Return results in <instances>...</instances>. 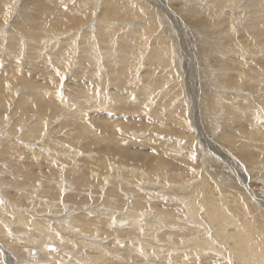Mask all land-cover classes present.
<instances>
[{"label":"rangeland","instance_id":"rangeland-1","mask_svg":"<svg viewBox=\"0 0 264 264\" xmlns=\"http://www.w3.org/2000/svg\"><path fill=\"white\" fill-rule=\"evenodd\" d=\"M80 1L85 5L84 12L83 14H81L82 17H80V14L77 13L78 11L74 10V15L77 17L73 19L75 21L72 20V24L68 28L69 30L74 28H78V29L82 28L87 30L91 25L95 26V20H96L95 15L97 11H99L100 8L99 6L101 5L102 0H99V2L96 0H80ZM135 1L137 2L139 9L141 10L139 11V13L140 12L142 13L139 14L138 18L141 19L140 21L143 22V24H145L146 27H142L141 33L137 35V33L133 31L136 27L135 25L136 22L132 24V21L134 19H129V18L127 19L126 17L122 18L121 20L127 19L130 21L128 26H126L127 28H125L123 26L124 22H122V24H118V21L114 22L109 18L110 19L109 22H111L110 25L111 28L117 27V25L118 27L115 29L116 31H113V35H114L113 37L115 38L110 39V43H109L110 45L108 44L106 48H102L103 44L98 41L99 38L94 37L93 35L86 36L84 37V39L83 38L81 39L80 32L76 33L73 39H70L69 42L64 41L61 43L59 39L57 40L56 38H52V37L55 35V33L57 35L59 33L60 34L64 33V29L60 28V26L54 27L55 28L54 29L51 26L49 30H45V28H48L47 25L48 21L46 20V18L41 19L46 25L43 24V28H40V31L37 32L35 36L36 38H33V41L31 42H28L26 38L24 40V37L26 35L24 32V28L22 26H25L24 24L27 23L26 22L23 23L24 21L23 20L21 24L18 26V23L20 21L19 18H16L14 20L15 22L13 21V18H15V13L17 10V5L18 3H21V0L19 1L17 0L15 4L8 6V8L9 7L11 8L6 9L5 12L6 16L5 18H3L4 19L3 21L5 22L0 20V23L2 21L3 23L1 24H3L5 28L3 29V27H0L2 29V30L0 29V73H1L0 90H3L6 87L5 86L6 84L2 82L3 77L8 78L7 76H9V79L12 80L10 83H8L9 85H11L10 94L12 95L5 100V103L2 107L0 105V117H1L0 131H4V132L6 131L5 133L0 132L1 133L0 144L4 143V141L6 142V140L8 139L9 142H7L6 144H11L12 146L11 147L10 145H8L4 149L3 147H0V150L3 149L2 150L3 153L1 152L0 154V201H3V203L0 202V205L4 207L3 209L5 212V210L10 209L9 201H11V203L12 202L15 203V205H13L12 207L13 209H10L12 213L0 214V221H1L0 224L3 228H5V230L3 229L0 230V236H1L0 264H23V262H20L14 254V252L18 250L19 253L26 255L30 259L33 258L32 256L35 257L36 256L35 254H37V257H39L42 251L35 250L37 249L36 245L34 246L35 248L32 250L34 252H31V250L29 251V249L31 248L30 247L31 238L33 239V237H31L30 239H26V236L29 237L30 235L29 233L31 234L35 233L32 230L34 227L33 221L37 220V218L40 219V217L41 218L44 217L46 219L49 218L51 220L50 223H52V221H54L55 219L56 210L58 209L59 206L60 207L63 206L62 210L63 211L66 210V211L64 213V216H62L63 211L60 212L61 217L58 221V225H60L61 223L66 225V221H67L66 219L70 218V216H76V215L79 216L80 214H84V212H87V210L90 209L88 204L90 203L98 204L99 202L97 201V199L99 198L104 199V197L106 196L105 192H107V190L112 188L111 186L113 185V183L116 184L115 188L117 187L124 188V189L119 188L121 190L120 193L121 196L122 195L125 196L124 199L122 197L124 204L132 205V200H134V196H133L134 194L132 189L136 191L137 190L141 191V189H144L145 192V190L152 189L147 186V184L148 183L150 184L151 181L158 182L160 181L159 179H168V180L171 179V183H173L171 185L173 186L176 185L175 187L178 188L180 191H182L179 188V183L181 182L183 183L184 181L183 179H185L183 184L187 188H189L191 186H195V183L197 184L200 181H203V178L207 183H209V184L206 183V188H208V185H210L209 191L219 194L218 197L220 198H218V200L221 201L220 205L222 206L223 210L220 211L219 209L216 208L215 209L210 208L209 220L206 213L203 214L202 212L198 214V216H202V217L199 218L197 221L196 220L193 221V219H191L192 216L190 214L192 213H189L188 211L189 214L186 213L182 219H178V220L174 219L175 220V221L173 220L174 224L172 220H170L172 224H170V222L167 221H166L167 223L159 222L161 224L159 226L162 227H157V228L156 226L148 227L147 229H144V233L142 229L143 225H141L139 230H141L142 232L139 231L140 235L144 234L148 237V238L147 237L142 238L140 236L142 238L141 242H145V247L151 245L152 247L150 246L149 248V250L152 249L151 251H153V249H162V250L164 249L170 251L172 250L170 247V245H172V241L169 242L168 244L167 240L163 239V237L161 236L163 232H165L164 234H169L171 232H175V231L177 232L178 230L181 229L183 230L182 231L183 233L180 231L177 233L180 235L183 234L187 235L184 236V238L189 239L187 240V243L192 242L197 244L199 243L197 240H190V237L194 235L193 233H192L193 235H191V232L192 231L196 232L197 230L204 229L205 233L208 231V233H206V235H208V238L206 240L207 243L209 242V244L211 243L212 244L215 243L218 245L220 244L219 245L220 247L217 249L219 251L223 250L222 251L223 256H221V254L218 257L216 256L218 259H216L215 256L214 257L205 256L206 259L203 261V263L227 264V261H225V259H222V257L224 258V257L232 256L233 254L232 249H234L233 247L234 242L232 243L231 240L230 241L227 240L223 242V240H221L220 243L219 237L221 235L219 232L216 231V229L218 228L219 230H221V232L224 235H226L227 233L229 234L232 231L245 230V234H247L246 241H248V243L254 249L259 260L260 259H261L260 261L264 260V181L262 178V176L264 175L262 173L259 174V170H260L259 168H253V170L256 171L255 172L253 171L254 173L251 172L252 175L259 178L255 179L253 177L254 178L253 179L252 177H250L249 174L247 173L248 170H246L248 168L247 159L242 160L241 166L239 167L237 166V164L235 163L236 161L234 162L231 158L232 155H233V159H234V155H237L236 151L232 150V147L235 145H239L243 147L242 143H243L244 134L241 135L243 137L231 136L232 137L231 138L229 135H226L225 132L226 123H230V125L233 127V130L235 132L237 128H241V129L246 128L244 131L247 132L246 134L248 135H251L255 131L256 132L259 131L261 133L264 130V113H263L264 100H262L257 96V94L258 95L264 94V87H263L264 82L262 83V80L259 79L261 81L262 89L260 91H257L256 88H252L250 84L245 83L248 82V80L243 83L238 82L237 80H241V78L237 76L235 77V82L243 84L242 89L239 91L238 88L236 90L237 91L236 93H231V92L229 93L228 91H225V89H223L221 85L223 84L224 88L227 85L225 83H221L223 79L220 78L221 76H219L218 73L219 68L216 65L214 66L215 63L214 61L210 63V60L207 56L208 53L206 51V49L210 45V43L208 42L212 41L213 42V43L211 42L212 45L213 44L216 45L215 43H217L216 46L219 47L221 45H225L227 40L228 41L233 40L234 39L232 37L233 35L235 39L239 38L242 40V43H244L245 39L243 40V38H241L242 36L241 29L243 28V25L249 20V18L247 17L246 14L244 18L240 20L239 15L240 16L242 15V13L245 11V8L243 9L242 6L240 7V4L233 2L232 11L234 10L233 11L234 14L226 15V9H225V11L223 12L224 15H222L223 13H221L217 17V19L216 17L208 16L212 18L211 20L205 16V18L207 19H204L205 20L204 24L206 23L204 27L206 29H204L203 27L198 28L190 24L189 23L190 18H185L181 13L183 9H188L192 5L193 2L190 0H186L188 2H184V3L183 0H135ZM198 2L205 3V1L203 0H198ZM249 2H252V0H250ZM168 5L171 9L168 8ZM29 8L31 10H35L34 5L29 4ZM234 15H236L237 17ZM150 17H152L151 20L148 19ZM200 17L203 18L204 14H201ZM225 18L226 19L228 18L230 20H226ZM219 20H221L222 22L225 20V22H223L225 24H223L222 22L221 23L215 22ZM10 23L12 24L15 23L16 25L12 30V33L11 31L9 32L6 31L9 28ZM213 23H214L213 25L214 27L210 26ZM218 23L220 29L222 30L219 29ZM211 27L215 29L213 30ZM209 28H211L213 32L215 31L216 32L215 33L212 32L213 34L211 32L209 33L210 30ZM224 28L225 30H227L226 32H229V35H231V33L233 35L227 37L225 30H223ZM119 29L121 32L130 35L131 38V40L129 41L131 45L130 43H129L130 46L127 45L128 47L127 55L122 53V51L118 49L119 47L118 41L120 42L121 39L116 36L120 32ZM220 32H225V33L223 35V33ZM218 33L220 36L218 35ZM66 34L67 35L63 37L60 36L59 38H71L73 33L68 32ZM132 34H135L136 36L133 38ZM208 35L209 38L207 37ZM12 36L18 40L16 43V50L13 53L9 52L10 38ZM136 37H137V41L135 42L134 39H136ZM211 39H214L215 41ZM86 40H88L91 43V44L89 43L87 44L89 46L90 45L92 46L91 52L93 55V59L91 61H89L86 58H82L79 51L80 44H82ZM252 40H256V38L251 33H247L246 41L251 42ZM61 46L63 47L65 56L61 57L62 60H60L59 63L54 62L53 65H50L49 66L50 68L47 70L49 72L51 80L53 81L52 87L55 86L54 90L57 91L53 95L54 97H57V99L49 105H53L54 103H57V108H58V107H66L69 106L70 104H73L72 106L73 108H75L77 106L76 103L79 101L71 100L70 96L64 93L69 88H76L77 85L74 84V82H76L79 78H80V81L78 82L79 84L84 83L86 86L91 88H96V82L101 84L103 79L104 81L107 80V85L104 87L105 89L103 90L105 96L107 97H108L107 92L121 91L118 84L115 83L113 79L118 75V71L120 70L118 67L122 62V57H125L127 59V89L129 90L127 92L130 93L136 92V94L128 93L127 99L124 96H121V98L119 97L120 99L118 100V102L117 100L109 102L108 104L110 106H113L110 109V111L109 110L97 111L96 109H89L84 115L83 114L81 115V118L86 121H92L99 117L115 119L116 124H118L119 128H121L123 124L127 125V122L128 124L131 123L130 124L131 128L128 131L126 130V132H122L124 130H120L118 133L119 135L113 134L112 132L110 133L108 132L109 134L106 132L105 133L99 132L98 135L100 134L101 136L97 135L93 137L92 135L88 134L89 138L82 139L81 142L79 143L67 142L70 145L71 151H74V152L70 151L69 154L66 153L67 152L66 148L68 147L67 145L64 144L63 148L62 145H60V148H58L59 146L58 141L61 138L59 132H55L54 130L58 129L59 127L52 129V126L51 124L49 125V122L54 121V126H57L62 121L68 120L70 118H67V116H63V115L58 116L59 114H61L60 111L53 112L51 109H49V111L45 113V110L44 112H41L39 109L36 108L31 109L28 108L27 106L18 105L17 100L22 96V92L24 91V87H25L24 85L25 82L23 80L24 83H22L20 79L17 78V76H14L15 74L16 75L25 74V76L29 77L30 80L33 82H37L41 80L42 77L37 73L38 69L36 67V63L39 62L40 60H44L45 58L48 61L57 58L56 55ZM234 46L236 48H239V42L235 41ZM2 47L4 48V50H2ZM103 49H105L106 51L108 50L109 52L108 51L106 52ZM158 49H160L161 51ZM233 74L235 75L236 73ZM122 76L124 75L122 74ZM14 77H16L17 80H15ZM101 77L103 78L101 79ZM98 79L101 81H97ZM216 83H218V85H215ZM236 84L237 83H235V85ZM3 85L5 87H3ZM142 87L145 90L142 91L144 93L142 92L138 93L139 89H143ZM222 89L224 90V93L222 92ZM215 92H216V96L215 94H213ZM129 95L134 96L137 99L136 102L137 104L141 105L145 103V105L147 106L149 105L147 102H150V99L152 97L153 98L156 97V100L154 101L158 109H160L162 113L165 115L168 114L173 115V117H171V119L168 120V124L170 126L168 127V129L171 128L170 129L171 131L167 133L161 130H155L153 131L155 137L151 136V131L148 130L145 124L150 125V122H154L155 121L154 118H157L158 116L157 115L155 116L146 110L141 111L139 109L140 110L139 111L137 110L138 106L135 107L134 110H132V112L131 109L129 110L127 109V115L123 116V114L125 113V107L126 105L128 106L129 104L128 103ZM218 95H225L227 98L230 97L232 98H230V100H226L229 101L227 103L226 102L221 103L218 101L220 99ZM240 95L244 96L245 99L244 98L241 99V97H238ZM235 96H237L238 98L235 99ZM177 97H179L178 98L179 101L176 100ZM251 104L254 106V109H256V111H251L249 109ZM25 114L31 115L35 120L40 121L41 126H42V120L43 119L46 120V123L39 129L40 132L30 130L28 124L26 123L27 119L26 120L23 119V121L21 122L18 121L17 117L25 116ZM253 114L254 116L252 117ZM9 116L10 117L12 116L11 117L12 119ZM134 116L137 117L133 118ZM257 116H259L260 118L257 119ZM182 117L184 120H182ZM235 118H240L245 121H248L249 119L254 122L256 121L255 127H259V130H256L257 128L250 129V127L247 124H242V126L240 127L239 121H237ZM10 128L11 129L13 128L12 129L13 132L10 130ZM27 128L29 129V131H27ZM50 129H52V132H50ZM11 132L12 134H10ZM15 132H19V133H15ZM23 132H26L25 136ZM69 134H71L70 131ZM262 134L264 135V131ZM37 135L38 137L40 136L41 137L38 138L36 137ZM53 135L55 136L56 139L54 138ZM104 135L107 138L102 137ZM166 135L177 137L182 144L187 146L184 153L189 152L190 154H192V156L189 155V157L186 158V155L179 154L178 151L175 152L174 155L169 154L170 155L169 159L170 160L172 159V162L174 161L173 163L178 165L177 171L169 175L167 171L164 172L165 170L164 169L163 171H161V173L159 172L155 174L154 172L149 171L151 169L150 166H141L138 167L139 170L137 171V177L135 180H133L134 178H131L133 176H131L128 172L122 169L123 166H128L129 164L127 160L118 158L119 153L120 156H122L123 155L122 153L123 152L127 153V150H129V148H132L134 151L136 150L137 152L136 155L142 154L146 150L149 151L148 153H151L156 149L154 145V140L157 139V137L163 138ZM145 136H147L148 140ZM95 137H98L99 139ZM54 139L56 140V142H53L54 144L51 143L52 146L51 145L49 146L48 145L50 144L49 142L54 141ZM110 139H114L113 141L114 143L110 142ZM263 139L264 137L262 136L258 137L255 139L254 143L255 144L257 143L260 148H263L261 152H263L264 155ZM259 147H255L257 152H259L258 151ZM51 149H55V150L51 151ZM16 150H18L20 154L16 155L15 153ZM140 150L143 152L141 153ZM13 151L14 154L12 153ZM42 151H44L45 155L36 154V152L42 153ZM128 152L130 153V151ZM238 152H240L239 149ZM256 154H257L256 162L259 163H255L254 166L262 167L264 169V156H260L258 153ZM114 156H116V158H114ZM180 156L184 157L185 159L189 158L187 160L188 162L187 161L185 162L182 158H180ZM129 163L130 165H132L130 166L131 168L132 167L134 168L136 166V162L134 161ZM132 163L133 164L135 163V165H133ZM102 169H105V171H103ZM128 169L129 168L127 167V170ZM194 169L196 173H194L193 171ZM143 170L144 173L147 171L148 172L144 174ZM100 171H101V175L102 174L104 175L105 173V175L108 176L106 178L105 177L103 178L102 177L103 175L102 176L98 175ZM124 172H126L128 175L126 174L127 176H124L125 174ZM78 173H85L84 175L86 176L84 177H87L88 180L87 182H83L84 184H86L85 186L84 185L78 186V184L75 183L76 181L73 177ZM27 175L32 176L31 178L33 180L31 181L30 179H28V181H25V179L27 180ZM100 176L102 178H100V182H99L100 184L98 185V181H96V178ZM125 177L127 178V180ZM115 178L118 179L116 180ZM147 179L148 181H146ZM188 180L191 181L187 182ZM138 182L140 183L137 184ZM144 182L146 184H144ZM122 183L125 186H127V188H125V186H122L123 185ZM159 183L160 182H158V184ZM144 186L147 188H144ZM201 187L205 189L204 186ZM93 191L94 193H92ZM117 191L120 192L119 190ZM151 192H152L151 194L150 193L147 194V192L144 193L145 195H147L146 197H148L147 200L148 202H145L143 209V211H145L146 209L148 210V212L151 211L149 212L150 214H154L157 212V210L155 212L154 209L152 208V203H159V201L167 203V201H169L170 198L167 196H171L174 198L175 196H173V194L176 193L174 192L170 194L168 191H166L165 193H160L157 192L156 189L151 190ZM254 192L261 194V197L263 196V199L261 197H257L256 196L257 193ZM19 194L21 195L23 194L25 196L23 195L21 196ZM222 194L225 195L226 197L221 196ZM158 195H160L161 197H157ZM186 195L188 197L189 194L187 193ZM221 197H223L224 199L222 200ZM181 199L184 200V198ZM181 199L177 201L178 204L183 205L184 207L182 206L183 207L182 209L187 210L189 205L186 204V202L184 203ZM62 201L65 202L63 203ZM81 201H83L82 205L79 208L74 206L73 210L71 209L69 214L68 207H72L74 202L80 204ZM16 204H20V205H16ZM103 205L104 204L100 205L99 207L100 209H98L96 213L106 210V206L104 205L103 207ZM170 205H173V202ZM31 207H33L36 210H42V209H48V210L52 209V210L51 213H47L48 210H45L40 215H36L34 214V212L32 213L30 212V209H33ZM20 208H22V210H19ZM16 210L17 211L19 210V212H17ZM16 212L17 214L25 213V215L28 217V221L24 224L23 228L19 230L12 228V225H10L12 221L11 222L10 220H8L9 222L6 221L11 217H12L11 220H13V218L16 215ZM116 215H120V214L116 212ZM186 218L188 219L187 222H186L187 220ZM114 219H116V221L120 223V224L116 223V226L118 227H129L132 224L131 219L128 218L124 220L125 222L118 220V219H122L119 216H116ZM189 219L191 221H189ZM159 220L158 219L153 220V222L155 221L154 223H156ZM179 220L180 222H178ZM183 220H185L186 223H181L183 222ZM141 221L152 223L151 219L150 218L148 219L147 217L142 218ZM59 222L61 223L59 224ZM183 224L186 225L188 224L187 226L189 227H185L186 225ZM194 224L196 225L193 226ZM220 226H222L223 229ZM183 227L190 228L191 230L185 229ZM10 229L14 232H12ZM158 229H161V231H159ZM9 231H11V233H9ZM145 231L147 233H145ZM149 233L151 234L153 233V234L152 235L150 234L148 236L147 234ZM101 236L102 238L100 237L101 239L99 238L100 239L99 241H106L111 246L112 240L110 241L105 240L103 239L104 235ZM125 236H127L126 237L127 240L135 238L133 233L126 234ZM23 237L26 240H24ZM5 241L12 242V248L16 249V251L13 252L5 251L6 249H4L3 246L5 245L4 244ZM125 241L126 240H124V242ZM242 241L243 243L245 242L244 239H242ZM142 244H139L140 252H141V248L144 246ZM24 245L26 246L24 247ZM194 245H192L193 249L190 250L189 248H187L185 244H183V247L186 246V248H184V251H186V257H185L186 259L190 260L192 258V254L190 253L198 251L196 246ZM38 246L41 245L39 244ZM84 247L86 249L85 245ZM99 247H101V250L94 249L93 251L92 248H87L86 250L87 252L83 251L85 249L82 250L81 248V251L83 252L80 251V253L77 255L74 254L72 255V253H75L72 251L70 254L68 253L70 255L69 258L70 260L71 259L87 260L88 257L92 255L95 256L100 255V257H103L104 249H102V246ZM174 247L175 249H180L179 245H175ZM210 247L214 248V245ZM230 247H232V249ZM50 248L54 249L55 245L49 244L45 246V249L49 250ZM110 249H107L109 250L108 260L114 257L112 256V253L114 252L112 250L110 251ZM210 250L213 249L209 248L208 251ZM151 251H149L150 255H152ZM214 251L217 252L216 250H213L212 252L218 255V253H215ZM163 253L164 252L161 251V255ZM174 253L175 251L170 254L172 255ZM161 255L158 256L157 260H165L166 257L167 258L169 257L168 255H162L163 256L162 257ZM52 259H56L60 261L59 256H55ZM131 259L132 260L135 259V260L130 261ZM233 259L234 258L231 257L229 258V261L230 262L233 261L234 263L236 262V264H238V260L236 259L233 260ZM127 260H129L130 262ZM226 260H228V258ZM89 261L93 263V260L90 259ZM118 261L119 262H116L115 260L112 259V263H116V264H149L152 262L151 259H149L148 261L147 257L145 256H140L135 258L134 257L124 258ZM248 261L250 262V264H257V262L253 257H250ZM248 261L246 260L245 263H247ZM154 262L152 264H156V262L155 263ZM233 262L232 264H234ZM54 263L57 264L56 262ZM64 264H69V262H65ZM170 264H175V263L171 262ZM262 264H264V262Z\"/></svg>","mask_w":264,"mask_h":264},{"label":"bare ground","instance_id":"bare-ground-1","mask_svg":"<svg viewBox=\"0 0 264 264\" xmlns=\"http://www.w3.org/2000/svg\"><path fill=\"white\" fill-rule=\"evenodd\" d=\"M96 1L99 2V0H96ZM190 1L193 2L192 5L189 8L185 7L188 9H183V11H181V13L185 18H190V22H189L190 24H192L193 26L198 27V28H201V27L204 28L205 27L206 23L204 24V21H205L204 19H207V18H205V16L206 17L212 16V17H216V19H217V17L221 13H223L225 11V9H226V15L234 14V12H233L234 10L232 11L233 2L240 4V7L242 6L243 9L245 8V11L242 13V15L241 16L239 15L240 20L243 19L246 14H247V17L249 18V20L243 25V28L241 29L242 33L240 32L242 35V36L240 35L241 38H243V40L245 39L244 43H242V40L239 38L235 39V37L232 33H231V35H229V32H226L227 30H225V28H224L223 30H225L227 37L233 35L232 37L234 39L230 40V41L227 40L225 45H221L219 47L216 46L217 43H215V42L214 43L216 45H214V44L212 45L211 44L212 41L208 42V43H210V45L208 46L206 51L208 53L207 56L210 60V63H212V61H214L215 62V63L213 62L214 66L216 65L219 68V72H218L219 76H221L220 78L223 79V81H221V83H225L227 85L225 88H224L223 84L221 85V87H223V89H225V91H228L229 93L230 92L236 93L237 92L236 90L238 88H239V91L242 89L243 84H241V83H243L247 80H248V82H245V83L250 84L252 88H256L257 91H260L262 89V87H261V81L259 79L262 80V83L264 82L263 81L264 80V0H252V2H249L250 0H203V1H205V3H199L198 0H190ZM16 2H17V0L16 1L15 0H0V20H2V21L4 20L3 18H5V16H6L5 12H6V9L8 8V6L15 4ZM184 2H188V1L183 0V3ZM29 4L34 5L35 10H31L30 9L31 6L29 8ZM87 6H89V5H87ZM99 7H100L99 11H97V13L95 15V19H96L95 20V26L91 25L87 30L82 29V28L81 29L74 28L71 30L68 29L69 26L72 24V20L75 17H77L74 15V10H77L78 11L77 13H79L80 17H82L81 14H83V12H84L85 5L80 0H21V3H18V5H17L16 13L14 12L15 18H13V21L16 18H19L20 21L18 23V26L21 24V22L23 20H24L23 23H25V22L27 23V24H24L25 26H22V27L24 28V32L26 35L24 37V40L26 38L28 42H31V41H33V38H36L35 36H36L37 32L40 31V28H43V24H45L41 19L46 18V20L48 21L47 22L48 28L44 27L45 30H49L51 28V26L53 28L60 26V28L64 29V33H61V34L59 33L58 35L55 33V35L52 37V38H56L57 40L59 39L61 43L64 41L69 42L70 39H73V37L76 33L80 32L81 39L82 38L84 39V37L90 36V35L91 36L93 35L94 37H98L99 38L98 41L103 44L102 48H106L108 46V44L110 43V39L115 38V37H113L114 36L113 31H116L115 29L118 27V25H117V27L111 28V26H110L111 22H109L110 19L113 20L114 22L118 21V24H122V22H124L123 26L125 28H127L126 26H128V24L130 22L127 19L128 18L134 19L132 21V24H134L136 22L135 23L136 27L133 31H135L137 33V35L139 33H141L142 27H146V25L140 21L141 19L138 18L139 14L141 13V12L139 13V11H141V10L139 9L137 2L135 0H102L101 5ZM10 8L11 7H9L8 9H10ZM168 8H170L169 5H168ZM241 10H242V8H241ZM201 14H204L203 18L200 17ZM222 15H224V13ZM234 16H236V15H234ZM234 16H232V17H234ZM125 17L127 18L126 20L125 19L121 20L122 18H125ZM208 18L212 20V18H210V17H208ZM148 19L151 20L152 17H150ZM226 20H230V19L227 18ZM2 21H1V23L5 22V21H3V22ZM13 21H12V23H13ZM73 21H75V20H73ZM215 22L221 23L222 21L219 20V21H215ZM223 22H225V20ZM1 23H0V27H3V29H5L3 24H1ZM12 23L9 24V28L6 30L7 32L11 31V33H12V30L16 26L15 23L14 24H12ZM226 23H228V22H226ZM223 24H225V23H223ZM213 25H214V23L210 26L214 27ZM75 26H76V24H75ZM218 26H219V23H218ZM72 27H74V26H72ZM211 28H209L210 29L209 33L213 32L212 31L213 28L212 29ZM215 28H216V26H215ZM204 29H206V28H204ZM219 29H220V26H219ZM121 30H123V29H121ZM220 30H222V29H220ZM119 31H120V29H119ZM68 32L73 33L71 38H59L60 36L63 37L65 35H67L66 33H68ZM215 32H213V33H215ZM225 32H220V33H223V35H224ZM247 33H251L256 38V40H252L251 42L246 41ZM218 35H219V33H218ZM135 36H136L135 34H132L133 38ZM215 36H217V35H215ZM116 37H119L121 39L120 42L118 41V45H119L118 49L120 51H122V53L127 55V48H128L127 45L128 46L131 45V43L129 42L131 40L130 35H127V33L120 31ZM207 37L209 38V35ZM214 38H217V37H214ZM211 40H214V39H211ZM17 41L18 40L16 38H14L13 36L10 38L9 52L13 53L16 50ZM134 41L135 42L137 41V37H136V39H134ZM235 41L239 42V48H236L234 46ZM87 43L91 44L88 40H86L85 42L80 44L79 51H80V55L82 58H86L89 61H91L93 59V55L91 52L92 46L90 45L91 46L90 47ZM129 43H130V45H129ZM2 50H4L3 47H2ZM103 50L106 51L105 49H103ZM158 50H160V49H158ZM106 52H104V53H106ZM56 56H57V58L52 59L51 61H48L45 58L44 60H40L39 62L36 63V67L38 69L37 73L42 77V79L40 78L41 80H39L37 82L31 81L29 77L25 76V74H17V75L15 74L14 76H17V78L20 79V81L22 83L25 82L24 83L25 87H24V91L22 92V96L20 98H18V100H17L18 105L27 106L28 108H31V109L36 108V109H39L41 112H44V110H45V113H47L49 111V109H51L53 112L60 111L61 114H59L58 116L63 115V116H67V118H70L68 120L62 121L57 126H54V121L49 122V125L51 124L52 129L59 127L58 129L54 130L55 132H59L60 138H61L60 140L58 138V140H59L58 141L59 146L57 145L58 148H60V145H62V148H63L64 144L67 145L68 147L66 148V151H67L66 153L69 154V152L71 151V148H70V145L68 143H79V142H81L82 139L89 138L88 134H90L94 137V136H97L99 132H101V133L112 132L113 134L117 135L120 130H124L122 132H126V130L128 131L131 128V125H130L131 123L128 124V122H127V125L123 124V126H121V128H119L118 124H116L115 119L99 117V118L94 119L92 121H86V120H83L81 118V115L82 114L84 115L87 112V110H89V109H96L97 111H100V110H106V111L109 110L110 111V109L113 106H110L108 104L109 102L114 101V100H117V102H118V100L121 98V96H124L127 99V94L130 93V92H127V91H129L127 89V59L125 57H122V62L118 67L120 69L118 71V75L113 79L114 82L118 84L121 91H119V92H116V91L107 92V95H108V97H107V96H105V94L103 92V90L105 89L104 87L107 85V80L104 81V79H103L101 84L96 82V88H91V87L86 86L84 83L79 84L78 83L80 81V78H79L76 82H74V84H76L77 87L76 88H69L64 93L66 95H69L71 100L79 101L76 103L77 106L75 108H73V106H72L73 104H70L69 106H66V107H58L57 108V103H54L53 105H49L57 99V97L53 96L57 91L54 90L55 86L52 87L53 81L51 80V77H50L49 72L47 70L50 68L49 67L50 65H53L54 62L59 63V61L62 60L61 57L65 56V53H64L62 46L58 50ZM28 58H29V56H28ZM25 62H26V59H25ZM215 70H216V68H215ZM218 73H216V74H218ZM233 73H236V74L234 75ZM122 74L124 76H122ZM165 76H167V75H165ZM165 76H163V77H165ZM237 76L241 78V80H237L238 82H241V83L235 82V77H237ZM7 77L8 78L3 77V80H2V82H4L6 84L5 86L6 87L8 86V87L6 88L3 85V87H5L6 89L4 88L5 90L4 89L0 90V105H1V107L4 105L5 100L8 99L12 95V94H10V86L11 85L8 84L12 80L9 79V76H7ZM14 78H15V80H17L16 77H14ZM102 78L103 77H101V79ZM217 78H219V77H217ZM23 80H24V82H23ZM97 81H101V80L98 79ZM128 83H130V82H128ZM235 83H237V84L235 85ZM215 85H218V83H216ZM107 89H109V88H107ZM223 89H222V92L224 93ZM142 91H145L144 88L139 89L138 93L142 92ZM213 92H214V90H213ZM142 93H144V92H142ZM130 94H136V92H131ZM213 94H215V96H216V92ZM218 96L220 97V99L218 101L221 103L222 102L227 103L229 101H226V100H230V98H232V97L227 98L225 95H218ZM257 96L259 98H261L262 100H264V94H261V95L257 94ZM238 97H241V99H243V98L245 99V97L241 96V95ZM238 97L235 96V99H237ZM178 98L179 97H177V99L176 98L175 99L177 101H179ZM154 100H156V97H154V98L152 97L150 99V102H147L149 104L148 106L145 105V103L139 105L136 103L137 99L134 96L129 95L128 96V103L129 104H128V106L126 105V107H125V113L124 114L122 113L123 116L124 115L126 116L127 115V109L128 110L131 109V112H132V110H134V108L138 106L137 110H139V109L141 111L146 110L155 116L157 115L158 117L154 118L155 119L154 122H150V125L145 124V126L148 128V130L151 131V136H153V137H155L154 133H153V131H155V130H161V131L167 132V133L170 132L171 128L168 129V127H170L168 124V120L171 119V117H173L172 114H168V115L163 114L162 111L160 109H158ZM249 109L251 111H256V109H254V106L252 104L249 107ZM254 114L252 115V117L254 116ZM22 115H24V114H22ZM135 117H137V116H134L133 118H135ZM17 118H18V121H20V122L23 121V119H25V120L27 119L26 123L28 124L29 129L33 130V131H37V132H40L39 129L46 123V120L43 119L42 120V126H41L40 121L35 120L31 115H27V114H25V116H21V117H17ZM259 118L260 117L257 116V119H259ZM235 119L237 121H239L240 127L242 126V124H247L250 127V129L251 128H255V129L257 128L256 130H259V127H255L256 121L254 122V121H251L250 119L248 121H245V120L240 119V118H235ZM0 120H1V117H0ZM182 120H184L183 117H182ZM134 121H136V120H134ZM139 122H140V120H139ZM225 122H227V121H225ZM47 125H48V123H47ZM225 128H226V131H225L226 135H229L230 137L231 136L243 137L241 135L244 134L243 143H242L243 147H241L239 145H235L232 147V150H235L236 154L239 156L238 157L237 155H234V159H233V155H232V157H231L232 160L234 162L236 161L235 163L239 167L242 164L241 163L242 160L247 159V162H248L247 167L248 168L246 170H248L247 173L252 178L253 177L255 179L259 178V177H255L252 175V173H254L256 171V170H253V168H259L260 169L259 174L262 173L264 175V169L262 167H255L254 166L255 163H259V162H256V160H257L256 159L257 158L256 153H258L260 156H264L263 152H261L263 150V148H260L257 143L256 144L254 143L256 138L261 137V136L264 137V135L262 134L264 130L261 133L259 131L258 132L255 131L251 135H248V134H246L247 132L244 131L246 128H244V129L237 128V130L235 132L233 130V127L230 125V123H226ZM12 129L10 128L11 131H12ZM29 129L27 128V131H29ZM52 129H50V132H52ZM69 131L71 134H69ZM0 132L3 133L4 131H0ZM12 132L10 134H12ZM15 133H19V132H15ZM23 133L25 136L26 132H23ZM167 135L164 136L163 138L157 137V139L154 140V145H155L156 149L154 151H152L151 153H148L149 151H147V150L144 152L140 150L141 153L142 152L143 153L136 155V153H137L136 150L134 151L132 148H129V150H127V153L123 152L122 156H120V153H119L118 158L119 159L122 158L124 160H127L128 164H129V165L127 164L128 166H123L122 169L124 171L128 172L131 176H133V177H131V178H134L133 180L136 179L137 171L139 170L138 167H141V166H150L151 169L149 171L154 172L155 174H157L159 172L161 173V171H163L164 169H165L164 172L167 171L169 173V175H171L173 172L177 171L178 165L173 163L174 161L172 162V159L171 160L169 159L170 155H172V154L174 155V153L178 151L179 154H184V155H186V158H187V157H189V155L192 156V154H190L189 152L184 153L187 146L182 144L177 137H174L171 135L167 136ZM36 137H38V135ZM40 137H38V138H40ZM102 137L107 138V137H105V135ZM145 137L147 138V136H145ZM54 138H55V136H54ZM95 138H98V137H95ZM25 139H27V138H25ZM55 139H54V141L49 140L50 144H48V145L50 146L51 143L56 142ZM3 140H5V139H3ZM147 140H148V138H147ZM113 141H114V139H110V142L114 143ZM7 142H9L8 139L6 140V142L4 141V143L0 144V147H3V149H4L8 145L11 146V144H6ZM237 143H239V142H237ZM192 147H193V145H192ZM237 147H239V148H237ZM255 147H259V149H258L259 152H257ZM3 149L0 150V154H1V152L3 153V151H2ZM195 149H196V147H195ZM238 149L240 150V152H238ZM53 150H55V149H51V151H53ZM128 151H130V153ZM39 152H41V151H39ZM71 152H74V151H71ZM12 153L14 154V151ZM15 153H16V155L20 154V152L18 150H16ZM36 154L45 155L44 151H42V153L36 152ZM52 154H54V153H52ZM7 156H8V154H7ZM194 157H196V156H194ZM114 158H116V156H114ZM180 158H182L185 162L189 159V158L185 159L184 157H181V156H180ZM117 159H116V161H117ZM133 161L136 162V166L134 168L133 167L131 168L130 166H132V165H130L129 162H133ZM133 165H135V163ZM185 166H187V165H185ZM127 167L129 168L128 170H127ZM185 168H188V167H185ZM102 170L105 171V169H102ZM193 171H194V173H196L195 169ZM126 172H124L125 174L124 173H122V174H124V176H127L128 174ZM147 172H145V173H147ZM143 173H144V170H143ZM177 173H180V172H177ZM84 174L85 173H78V174L74 175L73 178L75 179V181H76L75 183H77L78 186H81V185L85 186L86 185L83 182H87L88 180H87V177H84V176H86ZM174 174H176V173H174ZM98 175H101V171ZM101 176L96 178V181H98V185L100 184L99 183L100 178H102V177L106 178L108 175H105V173H104V175L102 177ZM31 177L32 176L27 175V180L25 179V181H28V179H30L32 181L33 179ZM144 177H146V176H144ZM33 178H35V177H33ZM108 178H110V177H108ZM108 178H107V180H108ZM155 178H156V176H155ZM188 178H190V177H188ZM252 178H251V180H252ZM262 178L264 181V176H262ZM121 179H123V178H121ZM149 179H150V177H149ZM112 180H109V181H112ZM126 180H127V178H126ZM159 180H160V181H158V182H160L159 184L156 181L155 182L151 181L150 184L148 183L147 186L152 188V189L145 190V192H147V194H149V193L151 194L152 193L151 190H153V189H156V191L160 192V193H165L166 191H168L171 194V193L176 192L175 194H173V196H175L176 198L175 197L173 198L171 196H167V197H170L169 201H167V203H164L162 201H159V203H152V208L154 209V211L156 212V210H157V212L154 214H150L149 212H151V211L148 212L147 209L145 211H143L145 202H148L147 201L148 197H146L147 195L144 194L145 193L144 189H141V191H143V192H141L140 190L136 191V190L132 189L133 194H134L133 195L134 200H132V205H127V204H124V202L122 200V197L124 199L125 196L124 195L121 196V194H120L121 193L120 189H124V188L123 187L122 188L119 187L120 189L118 187L115 188L116 184L113 183L112 186L110 185L112 188H110L109 190H107V192H105L106 196L104 197V199H102V198L97 199V201L99 202L98 204H92V203L88 204L90 209L87 210V212H84V214H80L79 216L78 215L70 216V218L66 219L67 220L66 225L62 224L61 222H59V224L60 223L61 224L58 225V221L61 217L60 212L63 211L62 210L63 206L62 207L59 206L58 209L56 210L55 219H54V221H52L53 224L50 223L51 220L49 218L46 219L44 217L43 218L40 217V219L37 218V220H34L33 221L34 227L32 230L35 233H32V234L29 233L30 235H29V237L26 236V239H30L31 237H33V239L31 238V243H30L31 248L29 249V251L31 250V252H34L32 250L35 248L34 246L36 245L37 249H35V250L42 251V253H41V255H39V257H37V254H35L36 256L35 257L32 256L33 258L30 259L26 255L19 253L18 252L19 250L16 251V249L12 248V242H8V241H5V243H4L5 245H3L4 249H6L5 251H8V252L16 251V252H14L15 256L18 258V260L20 262H23V264H55L54 262H56L57 264H64L65 262H69V264H85V263H87V264H110V263L116 264V263H112V259L115 260L116 262H119L118 260H120V259L132 258V257L135 258V257H140V256L147 257L148 261H149V259H151L152 262L149 264H152L154 261L156 262V264H170L171 262H174L175 264H206V263H203V261L206 259L205 256H213V257L215 256L216 259H218L217 257L220 256V254H221V256H223V253H222L223 250L219 251L217 249L220 247L219 246L220 244L218 245L215 243L214 244H212V243L209 244V242L207 243L206 240L208 238V235H206V233H208V231L205 233L204 229L197 230L196 232H194V231L191 232V235H193V234L194 235L192 237H190V240H197L199 242L197 244L192 243V242L187 243V240H189V239L184 238V236H187V235H184V234L180 235L177 233L179 231L180 232L183 231L180 229L177 232L175 231V232H171L169 234H164L165 232H163V234L161 235L163 237V239L167 240L168 244H169V242L172 241V245H170L172 250L168 251V250H164V249L163 250L162 249H153V251H151L152 249L149 250L151 245H148L145 247V242H141V240H142V238H146L147 236L144 234L140 235L139 231H141V230H139V229H140L141 225H143L142 229H143V233H144V229H147L148 227H152V226H154V227L156 226V228L162 227V226H159V225H161L160 223H162V222H166V221L170 222V220L173 221L174 219L175 220L182 219L184 217V215L186 213H188V211H189V213H192V214H190L192 216L191 219H193V221H195V220L197 221L199 218L202 217V216H198V214L202 213V212H203V214L206 213V215L208 216V220H209V218H210V216H209L210 210L209 209L210 208H214V209L216 208V209H219L220 211L223 210L222 206L220 205L221 201L218 200V198H220V197H218L219 194H216L215 192L209 191L210 185H208V188H206L207 182L205 181L204 178H203V181H200L197 184L195 183V186H191L189 188H187L183 184L185 179H183L184 181L181 180V181H183V183L182 182L181 183L178 182V183H179V188L182 191H180L178 188H176L175 187L176 185L175 186L171 185V184H173V183H171V179L170 180L159 179ZM34 181H36V180H34ZM94 181H93V183H94ZM122 181H124V180H122ZM146 181H148V179ZM190 181L188 180L187 182H190ZM139 183L140 182H138L137 184H139ZM178 183H176V184H178ZM144 184H146V183L144 182ZM207 184H209V183H207ZM118 185H120V184H118ZM122 186H125V185L123 184ZM201 186H204L205 189H203ZM125 188H127V186H125ZM144 188H147V187L144 186ZM117 190H119L120 192H118ZM92 193H94V191ZM187 193L189 194L188 197L186 195ZM254 193H257V192H254ZM19 195H21V194H19ZM254 195H256V194H254ZM23 196H25V195H23ZM117 196H118V199H117ZM221 196L226 197L223 194ZM256 196L261 197V194L257 193ZM157 197H161V196L158 195ZM39 198H40V196H39ZM181 198H184V200H182ZM221 198H222V200L224 199L223 197H221ZM261 198L263 199V196ZM58 199H61V198H58ZM179 199H181L184 203L186 202V204L189 205L187 210L182 209L184 206L178 204L177 201ZM0 202L3 203V201H0ZM9 202H10V204H9L10 209H13L12 207H13V205H15V203L14 202L11 203V201H9ZM82 202L83 201H81L80 204H78L79 201H78V203L74 202L72 207H68V210H69L68 213L71 211V209L73 210L74 206L79 208L82 205ZM152 202H154V201H152ZM172 202H173V205H170V204H172ZM101 204H104L106 206V210L96 213V211L98 209H100L99 207ZM16 205H20V204H16ZM104 205H103V207H104ZM3 208L4 207L2 205H0V214L12 213L10 209L5 210V212H4ZM31 208H33V207H31ZM238 208H240V207H238ZM19 210H22V208H20ZM19 210L18 211L16 210V211L19 212ZM45 210H48V209L36 210L33 208V209H30V212L31 213L34 212V214L40 215ZM51 210L52 209L48 210L47 213H51ZM243 210H245V209H243ZM65 211H63L62 216H64ZM17 212H16V215L13 218V220H11L12 219V217H11L9 219L6 218L7 219L6 221L7 222H9L8 220H10V222L12 221V223L10 224V225H12V228L19 230V229L23 228L24 224L28 221V217L25 215V213H18L17 214ZM116 212H118L120 215H116ZM9 216H11V215H9ZM116 216H119L120 218H122V219H118L121 221H124L126 218L131 219L132 224L129 227H118V226H116V223H118V222L116 221V219H114ZM146 217L148 219L150 218L152 223H150V222L147 223L146 221H144V222L141 221L142 218H146ZM157 219L158 220L160 219V220L157 221L156 223H154L155 221L153 222V220H157ZM174 221H173V224H174ZM187 221H188V219L186 220V222ZM189 221H191V220L189 219ZM178 222H180V220ZM186 222H185V220H183V222H181V223H186ZM118 224H120V223H118ZM170 224H172V223L170 222ZM183 225H186V224H183ZM187 225L185 227H189ZM195 225L196 224H194L193 226H195ZM214 225H215V223H214ZM16 226H19V227H16ZM163 227H165V226H163ZM185 227H183V228H185ZM220 227H222V226H220ZM1 229L5 230V228H3L0 224V230ZM185 229L191 230L190 228H185ZM192 229H193V227H192ZM222 229H223V227H222ZM158 230L161 231V229H158ZM11 231H9V233H11ZM216 231L219 232L221 235L219 237L220 243H221V240H223V242H225L227 240H229V241L231 240L232 243L234 242V244H233L234 249H232V247H230L233 251V254L231 257L234 258L233 260H235V259L238 260V264H250V262L248 261L250 257H253L255 259V261L257 262V264H262L264 262V260H262V261H260L261 259L259 260L254 249L251 247V245L248 243V241H246L247 234H245V230L232 231L229 234L227 233L226 235H224L221 232V230H219L218 228L216 229ZM12 232H14V231H12ZM189 232H187V233H189ZM131 233L134 234L135 238L133 237L134 239L127 240V238H126L127 236H125V235L131 234ZM145 233H147V232L145 231ZM150 234L151 233H149L147 235L149 236ZM101 235H104L103 239H105V240H109V241L112 240L111 246L106 241H99L102 238ZM3 236H4V234H3ZM23 239H24V237H23ZM23 239H21V240H23ZM26 239H24V240H26ZM242 239L245 240L244 243H243ZM124 240H126V241L124 242ZM183 240H184V242H183ZM142 243H144V244H142ZM204 243L206 246L204 245ZM39 244L41 246H38ZM49 244H51V245L54 244L55 248L54 249L50 248L49 250L45 249V246L49 245ZM139 244L144 245L141 248V252H140ZM183 244H185L187 246V248H189L190 250L193 249L192 245L196 244L194 246H196L198 251L190 253V254H192V258L190 260L185 258L186 257V251H184V248H186V246L183 247ZM208 244L210 246L214 245V248L210 247ZM84 245L86 246V249H85ZM175 245H179L180 249H175V247H174ZM25 246L26 245H24V247ZM99 246H102V249H104L103 250V253H104L103 257H100V255H98V256H95V255L89 256L88 255L89 257L87 260H82V259H75V260L71 259L70 260V258H69V256H70L69 254L72 251L75 252V253H72V255L73 254L77 255L80 253L81 248H82V250L85 249L83 251L87 252L86 251L87 248H92L93 251H94V249L95 250L96 249L101 250V247H99ZM167 248H169V247H167ZM209 248L216 250L217 252H215V251L214 252L218 253V255L214 254L212 252L213 250L208 251ZM107 249H110V251L112 250L114 252V253H112V256H114V257H112V259L110 258L108 260V258H109L108 257L109 256L108 251L109 250H107ZM181 249H182V251H181ZM83 251H81V252H83ZM149 251L152 252V255L149 254ZM161 251L166 253V254L163 253L162 255H168L169 257L168 258L166 257L165 260H157L158 256L161 255ZM174 251H175V253L171 255L170 253H172ZM187 255H188V253H187ZM55 256H59L60 261H58L56 259H52ZM231 257H224V258L222 257V259H225V261H227V264H232L233 261H231V262L229 261V258H231ZM227 258H228V260H226ZM90 259L93 260V263L89 261ZM134 260L135 259H133V260L131 259L130 261H134ZM246 260L248 261L247 263H245ZM127 261H129V260H127ZM124 262H125V260H124ZM234 264H236V262Z\"/></svg>","mask_w":264,"mask_h":264}]
</instances>
